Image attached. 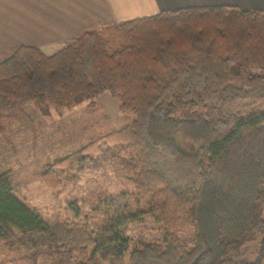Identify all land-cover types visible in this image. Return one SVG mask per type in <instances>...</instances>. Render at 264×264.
I'll list each match as a JSON object with an SVG mask.
<instances>
[{
    "label": "trees",
    "instance_id": "trees-1",
    "mask_svg": "<svg viewBox=\"0 0 264 264\" xmlns=\"http://www.w3.org/2000/svg\"><path fill=\"white\" fill-rule=\"evenodd\" d=\"M130 116L45 167L90 162L106 146L126 154L121 183L102 222L43 219L0 172V238L13 230L41 251L77 264H264V10L237 6L168 9L87 29L46 54L20 45L0 61L3 109L40 111L91 101L102 92ZM72 205V204H70ZM75 216L78 209L73 206ZM145 215L153 230L192 227L191 245L171 236L128 250L126 223ZM259 237L253 260H231Z\"/></svg>",
    "mask_w": 264,
    "mask_h": 264
},
{
    "label": "rangeland",
    "instance_id": "rangeland-1",
    "mask_svg": "<svg viewBox=\"0 0 264 264\" xmlns=\"http://www.w3.org/2000/svg\"><path fill=\"white\" fill-rule=\"evenodd\" d=\"M130 116L118 110V101L104 91L91 101L70 107L49 106L40 111L29 102L15 103L3 109L0 118V172H9L12 193L43 219L56 215L77 220L102 222L100 209L109 197L124 194L132 209L140 204L128 200L132 188L121 183L118 161L126 154L104 147L92 161L59 168L54 186L44 176L45 167L57 158L70 156L87 144L99 131L124 125ZM72 204V205H70ZM78 209V217L72 208ZM153 222L142 215L126 223L123 235L128 238V250L146 241L161 243L164 236L183 240L191 245L192 227L181 226L153 230ZM259 237L240 248L231 260L251 261L256 256ZM0 264H77L73 255L56 251H41L20 241L13 230L6 240L0 238Z\"/></svg>",
    "mask_w": 264,
    "mask_h": 264
},
{
    "label": "crops",
    "instance_id": "crops-1",
    "mask_svg": "<svg viewBox=\"0 0 264 264\" xmlns=\"http://www.w3.org/2000/svg\"><path fill=\"white\" fill-rule=\"evenodd\" d=\"M219 5L264 10V0H0V61L25 44L50 54L100 24Z\"/></svg>",
    "mask_w": 264,
    "mask_h": 264
}]
</instances>
